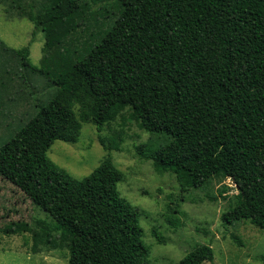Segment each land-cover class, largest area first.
Listing matches in <instances>:
<instances>
[{
	"label": "trees",
	"instance_id": "1",
	"mask_svg": "<svg viewBox=\"0 0 264 264\" xmlns=\"http://www.w3.org/2000/svg\"><path fill=\"white\" fill-rule=\"evenodd\" d=\"M117 1L111 25L52 77L30 61L29 47L4 46L56 88L0 145V176L51 217L38 222L33 250L67 249L69 264H149L140 215L120 194L125 175L113 159L76 179L47 154L56 140L76 143L83 123L102 130L126 110L158 137L135 146L141 159L173 172L184 191L231 179L238 193L223 221L264 229V0ZM81 5L46 0L40 11L30 4L27 15L51 44L74 29ZM101 142L122 150L113 140ZM23 230L30 227L21 221L0 228ZM214 258L213 247L201 244L178 264Z\"/></svg>",
	"mask_w": 264,
	"mask_h": 264
},
{
	"label": "rangeland",
	"instance_id": "2",
	"mask_svg": "<svg viewBox=\"0 0 264 264\" xmlns=\"http://www.w3.org/2000/svg\"><path fill=\"white\" fill-rule=\"evenodd\" d=\"M45 1L0 0V145L29 121L38 103L46 102L56 90L49 85L48 76L26 70L21 58L4 46L29 47L30 61L52 77L57 69L70 67L82 56L120 11L117 0H81L74 29L63 38L60 32L49 44L46 31L36 30L27 15L30 4L40 11ZM129 115L130 110H126L102 130L83 123L79 140H56L47 152L49 158L76 179L90 175L107 157L113 159L125 175L118 184L120 194L140 215L149 264H178L201 244H210L215 252L214 260L203 264H264V229L249 220L227 224L222 219L234 205L236 184L231 179L215 178L201 188L182 190L173 172L160 173L151 160L136 154V145L158 137L142 129ZM102 138L107 144L113 140L122 150L105 147ZM20 221L30 230L0 231V264H69L67 249L41 246L33 250L34 232L40 231L38 222H50L51 217L0 176V228ZM154 230L164 243L158 241Z\"/></svg>",
	"mask_w": 264,
	"mask_h": 264
}]
</instances>
